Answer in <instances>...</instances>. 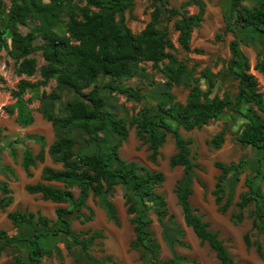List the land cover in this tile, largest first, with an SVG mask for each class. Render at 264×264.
<instances>
[{"label": "trees", "instance_id": "16d2710c", "mask_svg": "<svg viewBox=\"0 0 264 264\" xmlns=\"http://www.w3.org/2000/svg\"><path fill=\"white\" fill-rule=\"evenodd\" d=\"M8 22L0 29V47L4 45L10 50L9 44L18 51L16 59L19 61L17 73L32 76L37 70V61L29 57L40 50L46 61L41 67L42 78L37 82L21 80L18 89L13 92L17 98L15 104L6 107L9 113L18 108V121L29 124L33 121L29 99L24 98L27 91L38 94L40 86H47L51 79H56L60 89H73L79 98L68 101L65 105V116H58L54 110L55 100L59 94L50 93L51 102L42 110L43 115L53 123L56 139L50 146V152L57 161L63 163V169L56 170L45 166L42 172L44 181H57L65 184V188L55 187L45 182L27 184L29 193H42L43 198L57 203L71 202V208H57V220L52 221L47 216L33 211L17 209L8 213V218L19 227L29 223L34 229L35 237L31 243L35 246L29 252V264H41L44 256H51L53 251L39 243L41 236L65 235L73 239L75 246L81 247L88 253L90 245L98 238H104L102 231H88L80 234L76 232L68 214L77 212L81 222L92 220L95 210L87 205L92 195L104 207L108 218L119 225L117 206L111 200L119 186L124 188L126 210L131 215L135 238L132 248L142 251L143 264H190L196 263L186 256L176 252L175 247H188L183 239L185 231L179 226V235L171 233L169 221L175 216L170 215L168 200L159 188L165 182V174L160 170H153L135 160H127L120 154V148L129 136V126L125 119L104 110L105 100L99 94L100 86L95 84L100 75L114 79L134 76L133 67L141 62H152L153 66L165 74L167 88L161 92L156 107L144 106L138 115L130 120V125L136 126V135L147 144L148 160L156 163L161 155L167 137H174L176 152L170 158L172 168L182 167L183 175L177 180L174 191L178 203L182 208L185 224L191 227L202 244H207L216 254L221 264H239L229 251L224 240L210 228L191 202L194 192L195 169L199 164L194 161L192 145L194 140L181 134L180 128L192 131L208 124L222 114L231 111V119L236 120L240 113L238 106L247 103L264 112V94L259 88L258 77L251 72L249 58L241 51L240 43L243 37L239 33L255 30L264 34V0H256L253 8L242 7L244 0H230L231 19L226 21L222 31L216 33L221 39L223 34L231 33L234 39L230 41L231 58L227 71L238 82L237 99L226 94L220 97L212 96V89L216 86V74L206 68L196 76L194 68L179 59L175 42L170 36L168 26L160 28L162 9L155 5L152 19L144 29L135 33L127 24V11L132 10L136 0H85L79 5L73 0H9ZM195 4L199 6L196 13L189 14L184 8ZM6 11L5 0H0V13ZM165 11L171 18L177 17L174 29L179 31L178 43L185 50H190L192 35L195 28L204 20L206 3L204 0H187L179 7H167ZM68 18L66 27L61 30L62 16ZM30 20L39 24L32 26L27 33H22L20 25H29ZM11 30L10 43L3 35ZM43 42L35 45L37 38ZM254 69L264 76V46ZM166 61L165 65L162 63ZM207 80L208 88L204 89L201 79ZM95 84V85H94ZM92 89L84 92L85 89ZM174 86L188 89L186 101L180 102L172 93ZM113 89L125 93L129 98L141 101L144 95L140 90L131 87L114 86ZM252 110V108H250ZM244 114V113H243ZM247 121L238 131L237 139L243 145H249L262 150L258 166L254 175L245 180L246 190L239 195L236 203L237 211L232 217L235 223L246 218V209L254 206L250 211L252 218L251 231L256 237L252 240L248 232L245 243L254 246L256 252L264 261V192L256 183L258 178H264L262 161L264 160V119L254 111L244 114ZM173 122V123H172ZM175 124V125H174ZM81 128L82 136L73 134L70 129ZM228 123L217 132L208 143L215 149H220L228 133ZM39 140H43L40 137ZM88 149V151H85ZM36 159L44 162L45 153L41 150ZM32 152L25 151L27 173L30 176V165L34 162ZM242 161L225 163L216 161L219 170L215 184V202L218 210L227 212L233 204L236 187L241 181ZM78 187L79 195L75 197L72 190ZM0 190L5 194L11 192L7 182L0 183ZM13 201L8 195L0 197V211ZM87 209L86 214L83 209ZM149 211L157 216V221L165 230V239L171 249V256L161 258V244L155 231L151 228V219L147 217ZM42 225V230L37 225ZM180 228V229H179ZM88 234H90L88 236ZM23 239L11 236L6 230H0V254ZM66 248L72 250L73 244L67 241ZM59 250V249H58ZM71 252V251H69ZM89 255V254H88ZM90 259L91 256H88ZM111 260V257H108ZM17 264H23L21 257H16Z\"/></svg>", "mask_w": 264, "mask_h": 264}, {"label": "rangeland", "instance_id": "374dc122", "mask_svg": "<svg viewBox=\"0 0 264 264\" xmlns=\"http://www.w3.org/2000/svg\"><path fill=\"white\" fill-rule=\"evenodd\" d=\"M185 1L187 0H136L133 9L128 10L126 13L127 24L135 33L140 32L144 29L146 24L151 21V14L154 10V6H159L162 9V22L159 24V27L164 28L168 26L170 36L178 48L177 54L179 59L185 61L190 68H194L196 76H200L202 70L206 68L210 69L216 74V86L212 89V96L218 94L220 97H223L228 94L235 101L237 99L239 82L227 71L228 62L231 58L229 44L230 41L234 39V36L228 33L223 34L221 39L216 38V33L222 31L226 21L231 19L230 0H204L206 3V14L201 25L193 31L190 50L183 49L178 43L179 31L175 30L173 27L177 17L170 19L168 13L165 11L167 7H179ZM73 2L79 5H84L86 3L85 0H73ZM5 3L6 11L0 13V29L5 27L9 19L8 8L11 3L9 0H5ZM256 3V0H244L241 6L251 9ZM184 9L187 10L189 14H193L198 11L199 6L192 4ZM67 20V16L63 14L61 30L65 29ZM37 24H39L38 21L30 20L28 26L19 24V29L22 33H27L32 26ZM11 34V30H8L3 35L9 43ZM259 37L264 41L263 34L260 33ZM245 40L246 38L240 45V49L250 58L252 66L251 72L258 77L259 88L264 94V77L254 69L255 64L261 56L258 54L257 57L258 51L256 52L254 50L255 47L253 48L255 43H253L251 39ZM42 42L43 39L39 37L35 40L34 44L40 45ZM250 43L253 46L248 47ZM9 47L10 50L4 45L0 47V118H9V120L15 121L17 109L14 113H9L6 109V107L15 104L17 101L13 92L18 89V84L23 79L31 82L39 81L42 78L41 67L46 61L40 50L32 53L29 57H34L37 61V70L35 74L32 76L25 74L20 75L17 73L19 61L16 59V55L18 51L15 50L11 44H9ZM166 63L167 62L164 61L162 65ZM133 70L134 76L132 77L114 79L109 76L100 75L95 83L100 86L99 94L105 100L104 110L114 113L128 122L129 137L120 149V154L127 160H135L146 165L148 168L160 170L165 174V182L159 188V191L164 193L168 200L170 215L175 216L174 220L169 221L170 231L175 235H179L177 232V227L179 226L185 231L183 239L189 245L188 247L176 246V252L186 256L191 261H196V263L190 264H221L215 252L211 250L207 244H202L192 229L187 227L184 223L182 208L178 203L174 191L177 180L183 175V168H172L170 166V158L176 152L174 137L171 134L168 135L164 146L161 148V155L156 163H152L148 160L149 151L147 144L137 137L136 126H131L129 123L134 116L138 115L142 107H156L161 97V92L167 88V78L164 73L153 66L152 62H141L133 67ZM200 83L204 89L208 88L206 79L202 78ZM94 85L85 89L84 92L90 91ZM114 86L139 89L140 93L144 95V98L141 101H136L133 98H129L127 94L113 89L112 87ZM171 91L176 95L178 101L183 103L186 101L188 89L182 86H174ZM43 92H46V95L50 93L60 95V99L54 102V110L58 116L66 115L65 105L68 101L79 98V95L73 89L58 88L56 79H51L47 86H40L38 94H35L34 91H27L24 94V98L29 99L30 102L28 106L34 110H31V115L34 118L32 126L37 125L39 120L42 119L38 114L42 113L43 108L51 105V99L49 96L43 97ZM250 108H252V110ZM238 109L240 113H235L236 120L234 122L231 119L232 112L228 111L201 128L192 131H186L183 128L179 130L183 136L191 137L194 140L192 155L194 156V161L199 164V168L195 169L194 194L191 197V201L198 209V213L202 215L205 221L209 222L211 229L216 231L225 241L231 254L239 264H264V261L256 252L255 247H248L244 240L248 232L252 240L258 238L254 234L255 232L251 231L252 218L250 217V211L254 206L246 209V218L242 222L235 223L232 217L233 212L237 211L236 203L239 201L240 193L247 189L245 180L248 176L254 175L259 158L262 156L261 149L258 150L249 145H243L238 141V131L247 121L244 114H249L251 111H254L264 119V112L247 103H241ZM44 120L47 121L46 119ZM226 123H228L229 130L225 142L220 149H215L208 141L219 132ZM70 131L77 136H82L81 128L76 129L72 127ZM31 132L32 130L29 131V133ZM2 135L3 133H0V136ZM32 152H34L33 149ZM3 159L4 158L1 157L0 154V171L5 172L6 170L3 169L4 166H1V162H4ZM217 160L225 163H230L231 161L243 162L241 181L236 187V195L233 199V204L227 212L218 210L213 194L219 174V170L215 167V162ZM9 169L11 173H14L16 181L21 183L23 180L22 174L15 168ZM262 173L264 175V160L262 161ZM256 183H258L264 192V178H258ZM15 191L18 192L17 189H15ZM123 193L124 188L119 186L111 197V200L115 203L119 211V225L114 224L108 218L107 214L103 211L105 209L102 204L94 198L89 199L90 207L95 209L92 220L81 222L82 217L78 218V213L74 212L71 219L73 228L76 232L83 234L88 231H103L105 237L93 241L87 253L84 252L81 247L75 246L73 239L69 235L65 236L61 234V246L67 241L73 244L72 250H68L67 248L63 250L65 252L71 251L69 254L68 252L66 253L70 258L71 264H143L140 258L142 251L133 249L131 246L135 236L133 225L130 222L131 215L127 213ZM83 211L89 214L87 209L84 208ZM147 217L151 219V228L155 231L156 237L161 244V258L166 259L170 257L171 249L165 239V230L163 226L157 221V216L152 211L148 212ZM89 235L90 234H88V236ZM261 240L264 245V237H262ZM14 251H17L16 248H8L6 252L11 256L14 255ZM88 256H91L90 259H88ZM108 257H111V260ZM61 261H63V259H61L60 262ZM56 263L57 261L54 258L48 260V264ZM60 264H62V262Z\"/></svg>", "mask_w": 264, "mask_h": 264}, {"label": "crops", "instance_id": "0c3cea01", "mask_svg": "<svg viewBox=\"0 0 264 264\" xmlns=\"http://www.w3.org/2000/svg\"><path fill=\"white\" fill-rule=\"evenodd\" d=\"M205 14H206V12H205ZM204 17H205V15H204ZM239 34L241 37H244L243 40L245 38H246V40L251 39L252 42L255 43V46H253L251 43L249 46L248 45L247 46L248 47L253 46V48L255 47L254 50L256 52L258 51L257 52V57H258L259 52L262 51V48L264 46L263 45L264 44L263 39H261L259 37L260 32L255 31V30H246L245 33H239ZM261 34H263V33H261ZM242 42L240 43V45L242 44ZM256 46H257V48H256ZM253 48L251 47L252 50H253ZM245 55L248 57V55L246 53H245ZM249 62H250V58H249ZM16 109H17V116L15 118V121L9 120V118H0V133H3V135L0 136V154H1V157L4 158L3 159L4 162H1V166L3 165L4 166L3 169L6 170L5 172L0 171V183L7 182L8 187L11 190V192L8 194H5L4 192H2V190H0V197H4V195H8L9 197H11L13 199V201L6 207V209L4 211H2V210L0 211V230H6V231L8 230L7 232L11 236L15 235V236H18L19 238H21L23 240L14 243L12 246H8V248H16L17 251H14V255L10 256V254L9 255L7 254L6 251L8 250V248H7V250H4L0 254V264H17L15 262L16 257H21L22 260L24 261L23 264H29L28 263L29 252H30V250L35 248V246L30 241L31 239H33L35 237L34 229L31 227V225L29 223H23L21 226L16 227L12 223V221L8 218L9 212L15 211L17 209H20L22 211H33L35 213H41L42 215L47 216L52 221H56L57 220V214H56L57 208H71L72 207L71 202L57 203V202H54L52 200L44 199L42 193H29L26 190L27 184H30V183L35 184V183H38L41 181L45 182L46 184L55 186V187L65 188V184L62 182L44 181L42 179V172H43V168L45 166H50L56 170H61V169H63V163L60 161H57L55 159V157L50 152V146L56 139L55 128L53 126V123L51 121H49L43 115V113H40L38 115L42 119L39 120V123L37 125L32 126V123L34 122V118H33V121L31 123L22 124L18 121L19 110H18V108H15V110ZM31 110L34 111L32 108H31ZM44 119H46L47 121H45ZM42 120H44V121H42ZM29 128H31V129H29ZM30 130H32L31 133H29ZM40 137H43V140H39ZM46 138H47V141H46ZM124 143H123V145H124ZM122 146H121V148H122ZM32 149L34 150V152H32ZM26 150H29L30 152H32L33 157L35 158L34 162L29 166L30 171L32 173L30 176L28 175L26 167L24 165L25 151ZM41 150H43L45 153L44 162H41L40 160L36 159L37 154ZM85 151H88V149H86ZM9 168H15L22 174L23 180L21 183L16 181V178L14 177V173H11ZM23 168H24L25 172L23 171ZM193 188H194V185H193ZM15 189H17L18 192H16ZM72 190L74 192L75 197H77L79 195L78 187H73ZM214 190H215V188H214ZM193 194H194V192H193ZM192 195H191V197H192ZM214 197H215V195H214ZM91 198H93L92 195L89 197V199H91ZM89 199L87 201L88 206H90ZM168 208H169V206H168ZM101 209L103 210L102 207H101ZM103 211L106 214V211L105 210H103ZM73 214L74 213H71V214H68L66 216V218L69 219L71 221V223H72L71 218H72ZM118 215H119V211H118ZM183 218H184V216H183ZM119 220H120V217H119ZM184 223H185V220H184ZM72 226H73V224H72ZM37 228L39 230L43 229L41 224H38ZM189 228H191V227H189ZM133 232H134V230H133ZM60 240H61L60 235H53V234H49L47 236H41L38 239L40 244H42L44 247L51 249L53 251L51 256H44L42 258L41 264H48V260L51 258H54L57 261L56 264H60L61 262H62V264H71L70 258L66 254L67 252L69 254V251H66V252L63 251L64 249H66V246H65V244L63 246H61ZM161 249H162V247H161ZM55 250H57V251H55ZM61 259H63V261L60 262Z\"/></svg>", "mask_w": 264, "mask_h": 264}]
</instances>
